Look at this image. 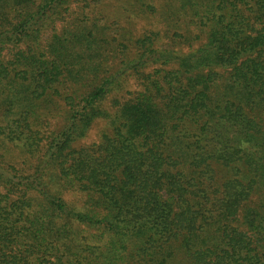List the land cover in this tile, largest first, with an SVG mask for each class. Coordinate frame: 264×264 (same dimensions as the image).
<instances>
[{
	"label": "trees",
	"instance_id": "1",
	"mask_svg": "<svg viewBox=\"0 0 264 264\" xmlns=\"http://www.w3.org/2000/svg\"><path fill=\"white\" fill-rule=\"evenodd\" d=\"M0 264H264V0H0Z\"/></svg>",
	"mask_w": 264,
	"mask_h": 264
},
{
	"label": "rangeland",
	"instance_id": "2",
	"mask_svg": "<svg viewBox=\"0 0 264 264\" xmlns=\"http://www.w3.org/2000/svg\"><path fill=\"white\" fill-rule=\"evenodd\" d=\"M143 24H144V22H141V24L138 25V28L142 29L143 28ZM104 126H105L104 123H99V124L94 125L92 127V129L90 130L87 138L82 140L80 142V144L81 145H87V144H91V143H94V142H98L99 141V137H100V135L102 133V130H103Z\"/></svg>",
	"mask_w": 264,
	"mask_h": 264
}]
</instances>
